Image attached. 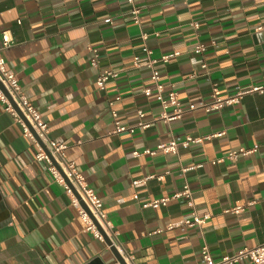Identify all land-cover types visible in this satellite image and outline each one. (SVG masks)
Returning <instances> with one entry per match:
<instances>
[{
  "label": "crops",
  "instance_id": "1",
  "mask_svg": "<svg viewBox=\"0 0 264 264\" xmlns=\"http://www.w3.org/2000/svg\"><path fill=\"white\" fill-rule=\"evenodd\" d=\"M133 1L141 9L140 25L132 21L128 0H0L7 69L47 123L50 138L67 146L66 161L101 199L131 264H200L204 246L217 260L262 245L264 94L245 96L221 112L189 106L210 102L215 86L220 96L264 86V0ZM4 33L12 40L8 48ZM199 45L207 48L201 55L193 52ZM144 46L157 59L165 90L178 94L186 110L181 120L162 122L157 93L144 95L154 88ZM173 53L178 56L167 63L160 60ZM107 72L117 77L101 91L96 80ZM117 97L119 121L135 127L133 134L114 133L109 102ZM140 121L150 127L138 129ZM218 133L223 135L177 156H135L174 137ZM241 148L256 151L213 164ZM38 151L0 101V264H118L108 246L86 231L46 164L36 161ZM193 166L199 167L183 172ZM150 176L163 178L133 185ZM186 183L194 210L208 216L203 224L184 226L191 218L185 199L142 207ZM239 207L238 214L230 211Z\"/></svg>",
  "mask_w": 264,
  "mask_h": 264
},
{
  "label": "built area",
  "instance_id": "2",
  "mask_svg": "<svg viewBox=\"0 0 264 264\" xmlns=\"http://www.w3.org/2000/svg\"><path fill=\"white\" fill-rule=\"evenodd\" d=\"M131 5L130 14L132 21L136 25H140L141 9L134 5L133 0H128ZM109 23L110 19L107 20ZM197 28V24H194ZM141 39L145 41L147 35L141 34ZM12 44V40L7 33L3 34V48H8ZM215 45V42H212ZM206 46L199 45L194 49L195 54H203L206 51ZM143 53L145 54V66L151 70V80L153 81L154 88H146L143 93L149 97L155 91L158 95V101L162 107V112L159 119L165 124H170L174 121L181 120L186 113V110L182 108L178 94L175 91H166L165 86L161 83L160 72L154 68L157 59L153 56V51L147 46L143 47ZM94 57L91 60V66L98 68V55L97 51H93ZM178 53L168 54L161 56L160 60L167 63L171 58L177 57ZM140 58H135V67H140ZM205 67V66H203ZM117 74L112 72L100 73L96 80L97 88L101 91L106 89L108 80L114 79ZM252 94H264V86H256L247 90L236 88L235 92L228 96L218 95L217 86L214 87L212 99L210 102H198L191 104L189 110L202 109L205 113L221 112L226 108L238 106L242 103L245 96ZM0 101L5 106V111L9 113L14 122L22 127L23 134L26 138H29L37 147L38 153L36 155V161L46 164L47 171L52 176L53 180L60 184L66 194L71 198L72 205L77 209L81 220L84 222L86 231L90 232L93 237L105 243L104 235H106L118 252L122 255L127 264L132 263V257L126 255L116 241V236L112 230L110 223L107 221L106 214L103 211V203L97 196L96 192L89 187L84 176L78 172L74 163L66 161L65 151L67 146L63 143L57 142L50 138V131L47 123L43 119L40 112L32 105L30 100L22 92V88L19 81L6 67L5 60L1 56L0 49ZM120 101V97L109 102L110 113L115 125L114 133H134L135 127H128L121 124L118 118V113L114 108L116 102ZM139 118L144 117L142 111L137 112ZM138 129L145 130L150 127L149 122L140 121L137 126ZM223 133L209 135L206 137H192L186 136L184 138L174 137L166 143H160L154 150H146L143 154L136 153L135 156L150 155L154 156L157 152H161L165 155L177 156L180 150H187L193 144H201L204 140H211L213 138L221 137ZM253 150H246L241 148L236 151H231L226 154L225 157L214 160L213 164L222 163L225 160L229 162H237L240 157L249 156L254 153ZM199 166H193L191 168L183 169V172H188L197 169ZM156 178L162 180L163 176H150L141 181L134 182L133 185L139 183H145L146 181ZM137 199V197H135ZM185 199L188 208L191 210V218L184 223L185 227H194L203 224L208 216L200 217L194 210L193 194L190 186L186 183L183 186V190L174 193L170 197H165L159 200H153L143 204V208H159L166 206L170 200ZM81 202L84 203L87 210L81 206ZM231 212L238 214L242 211V208H234ZM109 248V247H108ZM248 262L249 264H264V243L256 248L243 249L233 254H227L219 259H214L210 250L204 246L201 251L200 264H240Z\"/></svg>",
  "mask_w": 264,
  "mask_h": 264
},
{
  "label": "water",
  "instance_id": "3",
  "mask_svg": "<svg viewBox=\"0 0 264 264\" xmlns=\"http://www.w3.org/2000/svg\"><path fill=\"white\" fill-rule=\"evenodd\" d=\"M262 36L264 35H259V38H262ZM81 206L87 210L83 202H81ZM104 240L106 245L109 247L110 251L112 252L113 256L115 257L116 261L118 262V264H127L124 258L122 257V255L118 252V250L114 246H112L111 241L106 235H104Z\"/></svg>",
  "mask_w": 264,
  "mask_h": 264
}]
</instances>
